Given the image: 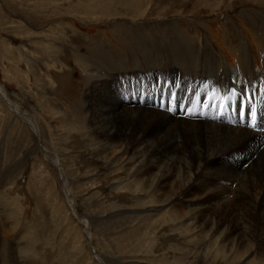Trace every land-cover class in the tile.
Returning <instances> with one entry per match:
<instances>
[{
    "label": "rangeland",
    "instance_id": "374dc122",
    "mask_svg": "<svg viewBox=\"0 0 264 264\" xmlns=\"http://www.w3.org/2000/svg\"><path fill=\"white\" fill-rule=\"evenodd\" d=\"M211 23L223 24L231 49L253 54L240 24L264 44V0H0V85L20 114L39 126V134L33 133L0 97V264H6L10 241L20 244L12 252L24 257L23 264H99L95 254L106 264L257 263L254 247L240 258L230 241L232 225L245 231L250 222L231 210L225 222L209 212L191 213L201 193L189 192L187 185L173 196L172 189L194 178L196 170L157 166L147 153L136 158L131 140L123 153V137L108 140L90 127L102 89L124 100L131 91L186 104L202 94L207 102L232 99L234 88L227 86L226 94L224 89L234 78L214 73L227 63L213 42ZM188 54L195 59L183 65ZM155 59L163 66L152 68ZM201 64L211 72L193 69ZM135 70L145 75L137 79ZM257 81L238 80L246 90L259 86L264 95ZM47 157L57 158L67 177ZM64 177L86 227L66 205ZM196 178L200 187L203 178ZM231 180L224 177L208 188L211 198L224 194L219 204H232L234 190L246 193ZM159 191L162 210H143L156 205ZM171 207L183 216L173 218ZM24 243L27 252L21 250Z\"/></svg>",
    "mask_w": 264,
    "mask_h": 264
},
{
    "label": "bare ground",
    "instance_id": "6f19581e",
    "mask_svg": "<svg viewBox=\"0 0 264 264\" xmlns=\"http://www.w3.org/2000/svg\"><path fill=\"white\" fill-rule=\"evenodd\" d=\"M240 25L243 30V35H245L243 41H247L250 44V50H253V54L248 52L243 56V53L241 54L239 49H231L227 46L224 35V32L226 31L222 23L212 24V30L210 33L213 42L219 46L223 56L226 57L225 60L227 63L224 64L226 66L219 64L215 68L213 67L214 71L217 70L214 73L219 72L223 75L229 74L230 77L234 78L233 83L228 82L226 84L224 89L225 94L227 93L228 88H234L237 93L241 90H244L247 93L248 99L244 104L243 118L239 115L240 104L236 97L228 100L227 97L223 96L221 99L207 102V97L202 94L201 96L204 98L201 99L200 95L197 97L195 96L190 103L186 104V102H182L180 98L173 96L170 99H158L157 97L155 100L149 99L144 93H139L138 91H131L129 97L124 100L118 96V94L111 96V90L105 91L102 89L101 91L104 92V95L101 98L102 104L100 105L98 112H94L95 118L92 119L90 127L94 133H98V135L108 140L123 137L126 141V143L123 141L121 142L123 143L122 146L125 145L122 147L125 149V151H122L123 153L127 154L130 150L126 145L127 141L129 142V140H131L134 145L131 154L135 155L136 158L138 157V154L143 156L144 153H147L150 157H154L153 162L156 160L159 162L157 166L165 164L166 166L168 165V167H179L181 170L186 169V171L189 169L196 170V175H199V178L201 177L200 179L203 178L204 181L201 180L200 182L204 184H201L200 187H196V175L194 178L189 177L185 183L177 185V187L172 189L173 196L180 191H184L182 189L187 185L186 187H188L189 192L201 193L200 206L199 208L196 206L190 210L191 213L195 214L196 211H203L204 213L209 212L218 217L220 216L221 218H219L225 222L226 220L229 221L226 219L229 215L231 216L229 212L234 211V213L240 215V218L237 219L242 218L243 220L250 222L249 225H251V228L245 231L237 232L238 223L237 225H232L234 238L231 237L232 240L230 241L237 244L236 250L238 251L237 254L240 255V258L247 255L248 252H250L249 249H253L254 247L253 256L257 260L256 264H263L264 102L262 99H264V95L261 93L259 86L255 87L254 85H249V89L246 90V86H241L238 80L243 81L244 77L248 78V76H257L259 80L257 82L261 83V85L264 84V55L262 57V50L259 48L261 45L264 49V44L263 41L262 43L257 41L254 32H251L253 33L251 34L250 31L246 30L247 26L243 23ZM91 31L89 32L91 33ZM189 55L191 54L187 55L186 62L183 65L189 64L191 59H195V56L189 57ZM247 57L252 61L251 63ZM153 61L154 63H150L152 68L155 67V64H163L157 63V61H161L160 59H155ZM172 65L176 66L177 64ZM124 66L122 68H124ZM187 66L191 67V65ZM199 68L194 67L193 69L199 70L201 73L205 74L211 72H206L207 70L205 71L203 69V64H201ZM176 70L178 71V69ZM134 72V77L137 79L142 75H145V73L139 75L136 70ZM133 82H135V79ZM248 91H251V94H249ZM153 92L155 91H149L147 94L151 95ZM0 97L15 114H20L7 97L4 88H2L1 85ZM133 99L140 100V104ZM241 99H243V97H241ZM250 106L254 107L257 113L254 119L250 116ZM95 110H97V108ZM20 117L30 124L33 133L39 134L37 132V127H39L36 125L37 122H34L32 118H29L24 114H20ZM49 160L60 168L62 177L66 176V172L61 167L57 158H50ZM110 161L112 162V159ZM155 176H157L156 181H158V175L155 174ZM66 177H64L65 179L63 181V194L66 205L69 207L71 214L76 218L78 223L86 227V217L78 216L79 213H77L74 208L68 190L69 186ZM224 177L226 181L233 179L231 182H237L238 186L244 188L246 191L245 194H241L237 189L234 190L232 204L229 203L228 200L223 202L224 199L222 203L219 204V199L223 198L224 194H221V198L212 199L211 190L208 189L211 186L218 185V183L222 182ZM254 189L256 192L258 189V193H256ZM253 192L254 194H252ZM163 200L162 191H159L154 200L156 205H152L153 207H144L143 210L159 212L162 210L161 207L163 206ZM190 201L193 202L191 199ZM162 213H165V211H162ZM170 213L173 218L183 216V211L181 209L174 210L171 207ZM222 220L220 222H222ZM85 237L88 241L91 240L88 232H85ZM246 239H251V245L247 246ZM216 241L217 239L215 238L211 240V243ZM14 243L13 241L12 243L10 241L6 246V264H23L24 257L22 256L23 260L22 258L20 259V256L17 258L18 256L12 252L16 249H20V244H17L16 242ZM29 247V244H25L22 246L21 250L23 249V252H27ZM89 248L91 253L95 254L93 246L89 245ZM94 257L99 264H106L100 255L98 256L95 254ZM30 260L31 259L27 261L28 264ZM2 261L4 262V260Z\"/></svg>",
    "mask_w": 264,
    "mask_h": 264
},
{
    "label": "snow or ice",
    "instance_id": "6c2138e0",
    "mask_svg": "<svg viewBox=\"0 0 264 264\" xmlns=\"http://www.w3.org/2000/svg\"><path fill=\"white\" fill-rule=\"evenodd\" d=\"M231 96L236 97L238 103L240 104V108H239V115L241 118L244 117V104L247 101L248 97H247V93L244 90H241L239 93L236 92L235 89H233ZM241 97H243V99H241ZM229 99H231V97H228ZM256 110L254 107L250 106V116L251 118H255L256 117Z\"/></svg>",
    "mask_w": 264,
    "mask_h": 264
}]
</instances>
